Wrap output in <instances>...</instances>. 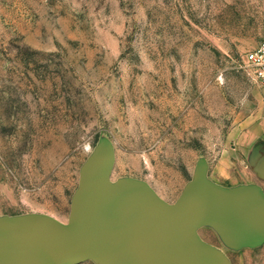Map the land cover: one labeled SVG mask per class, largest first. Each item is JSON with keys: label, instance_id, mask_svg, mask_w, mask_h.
I'll return each instance as SVG.
<instances>
[{"label": "rangeland", "instance_id": "374dc122", "mask_svg": "<svg viewBox=\"0 0 264 264\" xmlns=\"http://www.w3.org/2000/svg\"><path fill=\"white\" fill-rule=\"evenodd\" d=\"M263 37L264 0H0V221L67 224L103 147L113 183L168 204L200 164L224 190L264 187L247 162L264 98L244 61ZM197 234L230 264H264V244Z\"/></svg>", "mask_w": 264, "mask_h": 264}, {"label": "water", "instance_id": "95a60500", "mask_svg": "<svg viewBox=\"0 0 264 264\" xmlns=\"http://www.w3.org/2000/svg\"><path fill=\"white\" fill-rule=\"evenodd\" d=\"M114 154L100 148L81 171L67 224L45 215L0 221V264H230L197 234L212 224L234 246L264 244V191L224 190L197 167L174 204L135 181L113 183ZM264 180V169L252 164Z\"/></svg>", "mask_w": 264, "mask_h": 264}, {"label": "built area", "instance_id": "2783aa9c", "mask_svg": "<svg viewBox=\"0 0 264 264\" xmlns=\"http://www.w3.org/2000/svg\"><path fill=\"white\" fill-rule=\"evenodd\" d=\"M244 61L252 69L264 98V37L252 50L245 54Z\"/></svg>", "mask_w": 264, "mask_h": 264}, {"label": "crops", "instance_id": "0c3cea01", "mask_svg": "<svg viewBox=\"0 0 264 264\" xmlns=\"http://www.w3.org/2000/svg\"><path fill=\"white\" fill-rule=\"evenodd\" d=\"M247 162H248V164L252 170H253L252 164L259 165V166H261L260 169H264V141L263 140L256 142L252 146V148L249 151L248 156H247ZM254 173H255V171H254ZM258 179H260V178H258ZM262 182H264V180ZM252 185L259 187L260 189H262L264 191V187L261 184H259L258 182L252 183Z\"/></svg>", "mask_w": 264, "mask_h": 264}]
</instances>
